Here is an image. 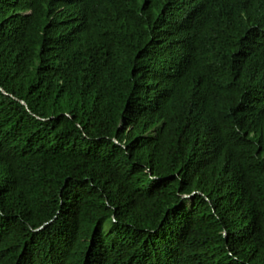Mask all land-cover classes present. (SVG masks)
Masks as SVG:
<instances>
[{"label": "trees", "instance_id": "obj_1", "mask_svg": "<svg viewBox=\"0 0 264 264\" xmlns=\"http://www.w3.org/2000/svg\"><path fill=\"white\" fill-rule=\"evenodd\" d=\"M0 264H264V0H0Z\"/></svg>", "mask_w": 264, "mask_h": 264}, {"label": "water", "instance_id": "obj_2", "mask_svg": "<svg viewBox=\"0 0 264 264\" xmlns=\"http://www.w3.org/2000/svg\"><path fill=\"white\" fill-rule=\"evenodd\" d=\"M196 193H194V194H192V195H185V197H192V196H194Z\"/></svg>", "mask_w": 264, "mask_h": 264}]
</instances>
